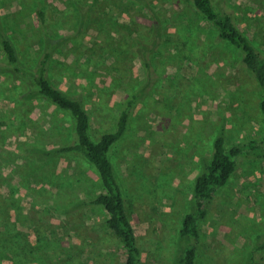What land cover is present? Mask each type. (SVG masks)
<instances>
[{"label": "rangeland", "instance_id": "rangeland-1", "mask_svg": "<svg viewBox=\"0 0 264 264\" xmlns=\"http://www.w3.org/2000/svg\"><path fill=\"white\" fill-rule=\"evenodd\" d=\"M142 1L0 0V15L27 67L36 65L47 34L73 36L54 55L50 77L83 100L96 139L117 130L123 106L129 110L128 130L110 158L142 264H176L195 243L196 264H264V159H238L230 183L209 204L197 242L179 234L184 216L197 210L195 179L220 131L227 148L264 138L263 92L240 50L220 41L189 0L144 1L156 7L164 31L146 68L140 48L151 42L156 21ZM214 1L264 53V0ZM24 90L0 75V174L4 191L14 190L23 230L50 264H125V250L103 226V207L68 214L102 192L97 168L78 152L42 161L27 151L75 142L73 117L48 100L22 99Z\"/></svg>", "mask_w": 264, "mask_h": 264}, {"label": "trees", "instance_id": "trees-1", "mask_svg": "<svg viewBox=\"0 0 264 264\" xmlns=\"http://www.w3.org/2000/svg\"><path fill=\"white\" fill-rule=\"evenodd\" d=\"M144 1H142L145 4L144 7L150 11L151 17L156 21L151 42L142 44L140 48V57L146 68L150 69L151 57L160 47L164 31L163 24L158 20L156 7L151 3H144ZM189 1L195 12L202 15L204 20L215 29L220 41H225L240 50L243 67L252 75L263 92L260 107L264 113V53L241 30L233 14L223 3H216L214 0ZM39 14L41 19L45 20L46 12L39 11ZM72 39L73 36L69 35L55 37L47 34L36 65L27 67L23 64L19 49L7 33L0 15V44L4 53L3 58L0 59V75L8 77L25 89L19 91L22 99L48 100L73 117L75 142L50 149L31 147L27 151L42 161L68 153H82L97 168L103 190L90 200H82L80 206L68 214L78 215L81 208L84 209L88 206L103 207L108 215L103 226L114 233L115 239L125 250V264H142V248L128 215L122 187L110 158L113 146L126 135L130 112L123 106L117 130L104 133L98 139L93 136L92 117L83 100L63 91L50 77L51 61L54 55L69 44ZM131 104L132 102H128V106ZM242 157L264 159V138L261 141L249 139L227 148L226 135L224 130H221L214 141L211 157L205 159L204 169L195 179L193 195L197 210L186 214L183 218L179 231L183 240L189 242L199 240L201 223L208 215L210 202L219 190L228 186L237 172L238 159ZM4 181V176L0 174V264H50L45 249L37 246V241H34V237L29 231L23 230L19 205L13 199L14 190L11 189V193L8 195L3 189ZM66 231L65 235L68 236L69 233ZM42 234L49 239L44 232ZM64 238L63 236L58 240H64ZM259 240L262 244L259 250H264V236L260 235ZM56 253L60 257L62 250L58 247ZM197 254L198 246L195 243L184 250L176 264H196ZM260 262H264V255L261 256ZM78 264L89 263L79 260Z\"/></svg>", "mask_w": 264, "mask_h": 264}]
</instances>
